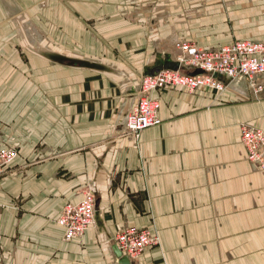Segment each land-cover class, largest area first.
Returning <instances> with one entry per match:
<instances>
[{
  "label": "crops",
  "instance_id": "obj_1",
  "mask_svg": "<svg viewBox=\"0 0 264 264\" xmlns=\"http://www.w3.org/2000/svg\"><path fill=\"white\" fill-rule=\"evenodd\" d=\"M242 40L264 42V0H0V150L18 153L0 177V264H119L127 227L157 239L131 264H264V170L240 140L264 132V75L258 93L156 92L160 123L125 129L140 79L180 42ZM87 192L94 225L65 241L57 219Z\"/></svg>",
  "mask_w": 264,
  "mask_h": 264
},
{
  "label": "built area",
  "instance_id": "obj_2",
  "mask_svg": "<svg viewBox=\"0 0 264 264\" xmlns=\"http://www.w3.org/2000/svg\"><path fill=\"white\" fill-rule=\"evenodd\" d=\"M179 64L177 70L161 69L157 74L143 76L136 105L126 117L125 129L134 140L141 132L160 123L159 102L153 97L156 92L180 89L194 93L201 89L223 92L229 82L244 79L249 87L258 93L262 86L257 80L264 75V42L233 41L218 48H201L192 41H182L178 45ZM199 70L201 73L193 75ZM240 140L246 151L247 161L264 170V132L252 126H240ZM18 157L13 148L0 150V177ZM95 198L87 192L77 203L66 204L57 224L64 230V240L73 241L81 238L94 225ZM157 244V239L148 230L127 227L115 237L118 250L130 261Z\"/></svg>",
  "mask_w": 264,
  "mask_h": 264
},
{
  "label": "water",
  "instance_id": "obj_3",
  "mask_svg": "<svg viewBox=\"0 0 264 264\" xmlns=\"http://www.w3.org/2000/svg\"><path fill=\"white\" fill-rule=\"evenodd\" d=\"M179 67V64L177 62H175L172 66H164L161 68H158L153 74H149V75H145V76H151L154 74H157L161 69H170V70H177ZM201 72L199 70H196L194 72H192L193 75H198ZM221 80H224V78H220ZM113 252L116 256V258L118 259L119 264H131V261L129 260L128 257L124 256L116 246L113 247Z\"/></svg>",
  "mask_w": 264,
  "mask_h": 264
},
{
  "label": "rangeland",
  "instance_id": "obj_4",
  "mask_svg": "<svg viewBox=\"0 0 264 264\" xmlns=\"http://www.w3.org/2000/svg\"><path fill=\"white\" fill-rule=\"evenodd\" d=\"M215 12L213 11V10H209V9H193V10H185V16H188V15H192V16H194L195 18H197V19H203V18H209L210 16H212L213 14H214ZM222 13H223V15L224 16H226L227 15V13L226 14H224L225 13V10H222ZM190 28H195L194 26H189ZM205 27H207V26H205ZM193 43H195L194 41H192ZM225 41H217L215 44L216 45H219L220 43H224ZM197 44V43H196ZM215 45V46H216ZM175 53V52H174ZM175 55V60H176V58L178 57V52L176 51V53L174 54Z\"/></svg>",
  "mask_w": 264,
  "mask_h": 264
}]
</instances>
